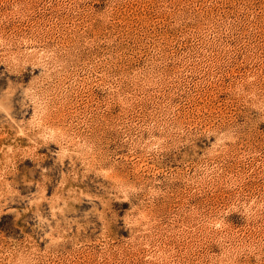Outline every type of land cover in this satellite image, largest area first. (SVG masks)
<instances>
[{"label":"rangeland","instance_id":"374dc122","mask_svg":"<svg viewBox=\"0 0 264 264\" xmlns=\"http://www.w3.org/2000/svg\"><path fill=\"white\" fill-rule=\"evenodd\" d=\"M0 264H264V0H0Z\"/></svg>","mask_w":264,"mask_h":264}]
</instances>
